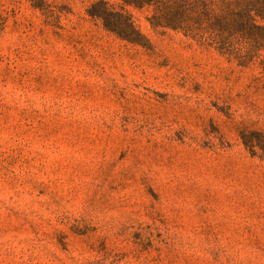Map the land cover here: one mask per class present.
Returning <instances> with one entry per match:
<instances>
[{"label":"rangeland","instance_id":"rangeland-1","mask_svg":"<svg viewBox=\"0 0 264 264\" xmlns=\"http://www.w3.org/2000/svg\"><path fill=\"white\" fill-rule=\"evenodd\" d=\"M148 17L0 0V264H264V52Z\"/></svg>","mask_w":264,"mask_h":264},{"label":"trees","instance_id":"trees-1","mask_svg":"<svg viewBox=\"0 0 264 264\" xmlns=\"http://www.w3.org/2000/svg\"><path fill=\"white\" fill-rule=\"evenodd\" d=\"M123 5L149 12L151 28L180 33L245 66L264 52V0H119ZM101 5V3H100ZM104 27L132 41L136 34L129 18L119 13L94 12ZM93 9V11H92ZM264 70V60L261 62Z\"/></svg>","mask_w":264,"mask_h":264}]
</instances>
